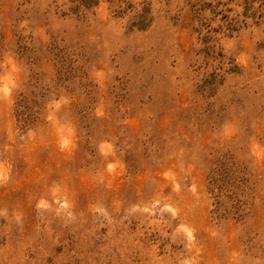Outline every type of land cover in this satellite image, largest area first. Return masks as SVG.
I'll return each mask as SVG.
<instances>
[{
	"label": "rangeland",
	"instance_id": "obj_1",
	"mask_svg": "<svg viewBox=\"0 0 264 264\" xmlns=\"http://www.w3.org/2000/svg\"><path fill=\"white\" fill-rule=\"evenodd\" d=\"M0 264H264V0H0Z\"/></svg>",
	"mask_w": 264,
	"mask_h": 264
}]
</instances>
